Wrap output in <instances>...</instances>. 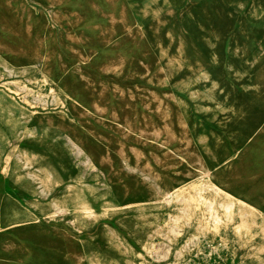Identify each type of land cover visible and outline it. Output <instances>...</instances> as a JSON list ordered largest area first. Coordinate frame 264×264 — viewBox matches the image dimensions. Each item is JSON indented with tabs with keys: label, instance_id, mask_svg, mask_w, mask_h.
Masks as SVG:
<instances>
[{
	"label": "rangeland",
	"instance_id": "374dc122",
	"mask_svg": "<svg viewBox=\"0 0 264 264\" xmlns=\"http://www.w3.org/2000/svg\"><path fill=\"white\" fill-rule=\"evenodd\" d=\"M0 264H264V0H0Z\"/></svg>",
	"mask_w": 264,
	"mask_h": 264
}]
</instances>
